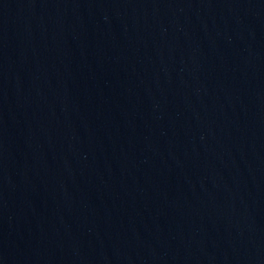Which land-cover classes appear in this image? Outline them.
Instances as JSON below:
<instances>
[{
  "label": "water",
  "instance_id": "water-1",
  "mask_svg": "<svg viewBox=\"0 0 264 264\" xmlns=\"http://www.w3.org/2000/svg\"><path fill=\"white\" fill-rule=\"evenodd\" d=\"M0 264H264V0H0Z\"/></svg>",
  "mask_w": 264,
  "mask_h": 264
}]
</instances>
